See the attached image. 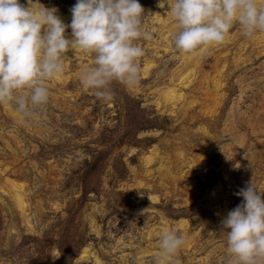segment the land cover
Returning a JSON list of instances; mask_svg holds the SVG:
<instances>
[{
    "label": "rangeland",
    "instance_id": "374dc122",
    "mask_svg": "<svg viewBox=\"0 0 264 264\" xmlns=\"http://www.w3.org/2000/svg\"><path fill=\"white\" fill-rule=\"evenodd\" d=\"M168 2L139 0L136 85L98 98L69 50L41 110L0 102V264H155L163 230L185 243L161 264H226L235 193L264 192V32L181 52ZM40 3L68 24L76 0Z\"/></svg>",
    "mask_w": 264,
    "mask_h": 264
},
{
    "label": "clouds",
    "instance_id": "9594fccd",
    "mask_svg": "<svg viewBox=\"0 0 264 264\" xmlns=\"http://www.w3.org/2000/svg\"><path fill=\"white\" fill-rule=\"evenodd\" d=\"M167 5L179 28L174 44L181 52L223 42L234 25L246 38L264 32L259 0H169ZM57 11L40 0H27L26 6L0 0V102H11L25 118L48 103L46 82L63 72L62 57L69 50L94 54L79 80L100 99H110L113 80L129 86L139 80L136 61L143 49L135 41L149 38L141 27L139 0H76L68 24ZM235 195L241 203L221 221L226 264H264V192L251 180ZM184 243L182 234L163 230L155 264L173 257Z\"/></svg>",
    "mask_w": 264,
    "mask_h": 264
},
{
    "label": "bare ground",
    "instance_id": "6f19581e",
    "mask_svg": "<svg viewBox=\"0 0 264 264\" xmlns=\"http://www.w3.org/2000/svg\"><path fill=\"white\" fill-rule=\"evenodd\" d=\"M19 204L21 203V199H19V202H18Z\"/></svg>",
    "mask_w": 264,
    "mask_h": 264
}]
</instances>
